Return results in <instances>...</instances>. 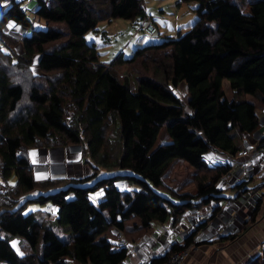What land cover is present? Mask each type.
Instances as JSON below:
<instances>
[{
  "label": "trees",
  "instance_id": "trees-1",
  "mask_svg": "<svg viewBox=\"0 0 264 264\" xmlns=\"http://www.w3.org/2000/svg\"><path fill=\"white\" fill-rule=\"evenodd\" d=\"M196 1V18L184 33L101 60L84 33L97 31L102 20H151L141 0H33L30 13L41 27H31L22 0H8L0 12V261L123 264L128 249L116 244L114 230L132 242L153 222L173 225L185 210L211 203L205 217L150 264L196 243L195 232L226 198L220 179L230 170L229 163H211L205 154L234 155L236 137L258 127L255 109L264 105V0ZM6 22L29 32L11 35L2 27ZM178 81L181 98L173 92ZM245 94L253 99H244ZM161 126L164 142L156 140ZM69 144L80 145L90 173L34 179L27 149ZM175 159L195 170L194 192L164 184ZM100 168L129 173L100 176ZM118 180L138 187L120 189ZM32 190L39 192L24 201L47 202L51 212L21 211L18 200ZM41 216L67 228L68 241ZM238 233L219 235L217 241ZM10 237L21 241L20 253L10 246ZM245 264H264V247Z\"/></svg>",
  "mask_w": 264,
  "mask_h": 264
},
{
  "label": "crops",
  "instance_id": "crops-1",
  "mask_svg": "<svg viewBox=\"0 0 264 264\" xmlns=\"http://www.w3.org/2000/svg\"><path fill=\"white\" fill-rule=\"evenodd\" d=\"M4 1L5 0H0V12L7 5L8 0H6L5 4ZM24 3H21L22 7L29 12L35 7L33 1ZM30 15L31 13L28 14L31 23H38V19L33 20L34 18ZM13 26L21 28L19 34H27L29 32V28H23L18 24ZM18 28H16V30ZM255 112L258 118V127L250 133H240V135L236 137V145L238 148H240L242 137L248 138L254 145H257L260 133L264 132V105H258ZM80 150L81 147L79 144L28 148L26 154L31 164L34 179L78 178L87 176L90 173V168L82 161ZM207 160L211 163L227 162L230 164V170L220 179V187H222L221 193L226 196V198H221L219 202H217L220 205L219 211L210 220H207L203 227L195 232L194 238L197 241V247L195 249H193V247L188 249L179 264H245L250 257L264 247V197L262 199L263 206L260 210L262 212L261 217L256 224L241 233L239 238H234L232 242L227 241L230 243L218 247L213 245L212 242L219 244L216 242L219 235L229 233V226L232 225L231 223H236L235 225L239 224L240 218L236 213L237 211L247 215L253 208V205L249 202L241 201L248 197L249 193L244 190V188L252 189L251 187L257 184L255 193L257 195L264 194V182L259 176L260 162L247 155L234 154L228 156L218 151L211 152ZM174 163L184 164L190 169H193L192 166L181 159H175L170 167H172ZM88 181L89 180L85 183ZM236 184L238 185L236 186ZM123 185L122 189H127L125 183H123ZM169 186L174 189V187L178 185ZM37 191L39 192V190H35L32 193ZM99 193L100 192L96 191V196L99 197ZM228 203L229 205H227ZM42 205H45L43 209L53 210V206L47 202L42 203ZM234 205L235 207H233ZM210 206L211 203L204 205L205 210L203 212H199L194 208L185 210L178 218V221L173 225H170L169 221L164 223H151L146 232H143L135 241L130 243L131 245L127 250L123 264H137L139 256L142 255L145 249L153 253L163 250L168 242H177L197 221L205 217ZM259 209L260 208H258V210ZM212 224L219 225L218 227L220 231H222V233H217L218 237L213 240L210 237L216 236V234L211 235L212 232L210 233L209 231L210 228L213 227ZM148 230L150 231L149 233H147Z\"/></svg>",
  "mask_w": 264,
  "mask_h": 264
},
{
  "label": "rangeland",
  "instance_id": "rangeland-1",
  "mask_svg": "<svg viewBox=\"0 0 264 264\" xmlns=\"http://www.w3.org/2000/svg\"><path fill=\"white\" fill-rule=\"evenodd\" d=\"M142 1V6L144 8L145 13L150 14V18L153 21V23L156 26V31L152 34H147L143 32L140 28V26L143 23V19L141 18H135V19H126V18H114L110 19L109 21L107 20H102L99 21L96 24L97 31H87L84 33V40L86 42H93L95 45L96 52L98 53V57L101 60H108L111 57H113L118 51H122L124 56H127L131 53L132 49L135 46L143 45L146 43H153L159 41L163 36L168 35L171 37H175L177 35H180L184 33L189 26L193 23V21L196 18V14L194 11V8L197 5L196 0H141ZM6 3V0L4 1V4ZM22 3L23 0H22ZM25 4V3H24ZM3 5V3H2ZM1 8V6H0ZM27 15L30 13L27 9L25 11ZM31 16V15H30ZM36 20V19H33ZM40 20V19H39ZM39 23V22H38ZM38 23H33L31 27H41ZM63 24V23H62ZM208 24H211L213 26L212 21H208ZM14 25L11 24L10 22H6L2 27L5 31H8L11 35H19L21 28L11 26ZM52 25H55L52 24ZM16 28H18L16 30ZM221 88L224 91L226 96H229V88H228V82L226 79L221 80ZM173 92L181 98V94L183 92V83L182 81H178L177 84L173 87ZM25 96V95H23ZM244 99L251 100L253 99V96L250 94H245ZM24 99L21 100L23 102ZM167 135L165 133L164 126H161L158 133H157V141L158 142H164L167 141ZM211 154V150H209L206 154L205 157L207 159L208 155ZM195 170L190 169L184 164H178L174 163L172 167H169L165 175L163 176V182L166 185H178L174 187V190L176 192H194V187L193 183L191 181V176ZM115 172H124V173H129L128 170L124 169H116V170H110V169H104L100 168L99 172L97 175H110ZM9 181H12V177L9 179ZM124 182H120L119 180L116 181L117 186L122 189ZM168 185V186H169ZM130 189H136L138 185L136 183H130V185H127ZM157 192H159L161 195H165L169 197L171 200L176 201L177 198L174 196L170 195L166 189L163 188H155ZM35 190H32L28 193H26L24 196H22L19 200L18 203L23 202V206L21 208V211L23 213H26L27 211L34 210L35 209H40L42 210L45 205H42V203H38L32 200H26V197H30L34 195L35 193H32ZM248 193V197L244 198V200L241 201H246L249 202L251 205H253V208L251 211L254 209V206L256 202H258L257 209L253 215V217H250V212L247 213V215H244L242 213H239L237 211L236 213L238 214L240 220L239 224L235 225L229 223V229L232 234H235L236 232H239L237 236L235 237L236 239L239 238V235L246 231L249 227L252 225L256 224L258 220L261 217V208L263 206L262 199L264 197V194H256L255 189L252 190H246ZM17 203V204H18ZM232 204V202H231ZM229 205V203L227 204ZM235 207V205L233 206ZM258 208H260L258 210ZM199 212H203L204 205L201 207L197 208ZM264 210V206H263ZM51 212V211H50ZM198 216V214H197ZM44 220H46L54 229L57 231V233L60 235V238L68 241L69 239V230L67 228L63 229L61 227L56 226L55 221L51 217L47 216H41ZM202 217V216H201ZM36 218L39 220V218L36 216ZM178 221V220H177ZM176 221V222H177ZM231 221V220H230ZM213 225V224H212ZM211 226V225H210ZM219 225H213V227L210 228V233L211 235H214L215 228L218 227ZM212 229V231H211ZM147 231V230H146ZM145 231V232H146ZM219 231V229H218ZM150 231L148 230L147 233ZM222 233V231H220ZM4 235V232L0 229V237ZM210 235V234H209ZM222 235V234H221ZM124 238L132 243L131 241L128 240V238L123 235ZM217 236H211L210 238L215 239ZM234 239V238H233ZM226 239L224 241L218 242L219 244H216L215 242H212L213 245L216 246H221L226 243L232 242V240ZM230 241V242H227ZM19 239L17 237H10L9 238V244L10 246L18 253H20V249L18 246ZM195 244L193 249H195L197 246V241L195 239ZM0 264H7L5 261H0Z\"/></svg>",
  "mask_w": 264,
  "mask_h": 264
},
{
  "label": "built area",
  "instance_id": "built-area-1",
  "mask_svg": "<svg viewBox=\"0 0 264 264\" xmlns=\"http://www.w3.org/2000/svg\"><path fill=\"white\" fill-rule=\"evenodd\" d=\"M24 2H32L33 0H23ZM141 30L147 34H152L155 31V26L152 23L150 19H147L145 17V20H143L142 25L140 26ZM259 141L257 145H254L248 138L242 137L240 141V148L236 150L235 155H247L249 157H252L254 159H257L259 163V176L262 177L264 182V132H261L259 135ZM1 187V185H0ZM71 195L68 193V196ZM219 229V231H218ZM220 232V228L216 227L214 234H217ZM114 239L117 245L119 246H125L127 249L130 247V242H128L124 236L123 233L119 230H114ZM166 246H170V242L167 243ZM192 246H194L191 242L184 246L183 248L173 250L167 254V256L155 264H179L188 249H190ZM163 250H159L157 252H150L149 250H144L142 255L139 256L137 264H150V261L152 257L161 256Z\"/></svg>",
  "mask_w": 264,
  "mask_h": 264
},
{
  "label": "snow or ice",
  "instance_id": "snow-or-ice-1",
  "mask_svg": "<svg viewBox=\"0 0 264 264\" xmlns=\"http://www.w3.org/2000/svg\"><path fill=\"white\" fill-rule=\"evenodd\" d=\"M13 26V25H10V27Z\"/></svg>",
  "mask_w": 264,
  "mask_h": 264
}]
</instances>
